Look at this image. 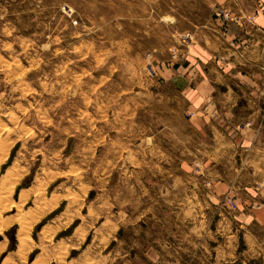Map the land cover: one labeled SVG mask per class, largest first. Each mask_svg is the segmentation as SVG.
I'll return each instance as SVG.
<instances>
[{"label":"rangeland","instance_id":"374dc122","mask_svg":"<svg viewBox=\"0 0 264 264\" xmlns=\"http://www.w3.org/2000/svg\"><path fill=\"white\" fill-rule=\"evenodd\" d=\"M254 3L0 0V195L21 175L0 207V264L201 257L171 208L185 104L159 68L217 10Z\"/></svg>","mask_w":264,"mask_h":264},{"label":"crops","instance_id":"0c3cea01","mask_svg":"<svg viewBox=\"0 0 264 264\" xmlns=\"http://www.w3.org/2000/svg\"><path fill=\"white\" fill-rule=\"evenodd\" d=\"M223 9L232 20L214 16L159 68L185 104V176L170 181L171 208L200 236L201 257L187 260L264 264V0L240 14Z\"/></svg>","mask_w":264,"mask_h":264},{"label":"bare ground","instance_id":"6f19581e","mask_svg":"<svg viewBox=\"0 0 264 264\" xmlns=\"http://www.w3.org/2000/svg\"><path fill=\"white\" fill-rule=\"evenodd\" d=\"M4 144V143H3ZM2 150H3V153L5 154V152H6V150L8 149L6 146H2V147H0ZM2 153V152H1ZM7 153V152H6ZM8 154V153H7ZM6 155V154H5ZM21 175L19 174L18 176H16L15 178H16V180H13L11 183H6L5 181H3V183H2V189H3V191H2V194L0 195V207L2 208L1 209V211L3 210L4 211V209L3 208H5L6 206H4V205H6V201L7 200H10V194H11V192H13V188L16 186V183H17V180L19 179V177H20ZM8 181V180H7ZM8 204V203H7ZM8 206V205H7ZM7 208V207H6ZM0 211V212H1ZM1 214V213H0ZM23 216H25L24 214H22ZM30 216H32L33 217V215H30ZM30 216L28 217V218H30ZM22 217V216H21ZM32 217H31V221H32ZM20 220L22 219V218H19ZM24 219H26V218H24ZM23 219V220H24ZM8 220H10V218H8ZM1 221V220H0ZM19 221V220H18ZM24 221H26V220H24ZM23 221V222H24ZM27 222V221H26ZM20 223H21V221H20ZM32 223H33V221H32ZM3 224H6V222L4 223L3 222ZM8 224V223H7ZM21 224H23V223H21ZM29 224V220H28V222L26 223V224H24V228L25 229H21V232H23V231H28L27 229L29 228L28 226H30V225H28ZM9 226V225H8ZM4 226H0V230H3L4 228H3ZM23 227V226H22ZM24 233H26V232H24ZM29 234V233H28ZM21 235V239H22V244H24L25 245V242L27 241V234H26V236L25 235H23V234H20ZM1 246V245H0ZM25 250V249H24ZM23 250V251H24ZM9 262V261H8ZM6 263V262H5Z\"/></svg>","mask_w":264,"mask_h":264},{"label":"built area","instance_id":"2783aa9c","mask_svg":"<svg viewBox=\"0 0 264 264\" xmlns=\"http://www.w3.org/2000/svg\"><path fill=\"white\" fill-rule=\"evenodd\" d=\"M216 16L217 17H223L225 20H232L233 19L232 16L230 15V13L224 9L217 10ZM181 39L186 44L187 42H189L192 39V35L190 32H187L186 34H183L181 36Z\"/></svg>","mask_w":264,"mask_h":264}]
</instances>
